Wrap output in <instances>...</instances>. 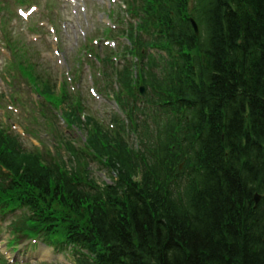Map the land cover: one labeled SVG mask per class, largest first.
<instances>
[{
    "label": "trees",
    "instance_id": "1",
    "mask_svg": "<svg viewBox=\"0 0 264 264\" xmlns=\"http://www.w3.org/2000/svg\"><path fill=\"white\" fill-rule=\"evenodd\" d=\"M154 1L133 43L155 114L138 150L106 149L114 186L86 192L0 132V208L77 264H264V0Z\"/></svg>",
    "mask_w": 264,
    "mask_h": 264
},
{
    "label": "rangeland",
    "instance_id": "2",
    "mask_svg": "<svg viewBox=\"0 0 264 264\" xmlns=\"http://www.w3.org/2000/svg\"><path fill=\"white\" fill-rule=\"evenodd\" d=\"M31 1L32 3L39 4L38 0ZM49 2H52L54 8L56 9V0H49ZM2 29L6 34V40L2 33ZM102 29V26H97L95 24V31L94 33H90L89 37L96 39ZM25 31L26 28L24 25H17L14 29H11L9 25H4L3 28L0 25V92L5 94V96H7L9 93H13L15 99L18 101V104L16 105L18 115L12 114L14 116L11 117L13 121L8 123L14 125L16 128L15 130L23 129L27 134V139L29 141H22L25 148L30 150L37 148L38 150L43 151L44 154L49 155L53 161H56L57 151H59L57 153H59L61 156H65V152L60 147L56 146V112L48 107L44 108L42 103H37V101H40L37 100V94L42 92V89H47L51 91V96L45 95L46 99L48 100V104H51L56 109V67L54 66V62H46L45 60L40 59L38 55V58L35 57V52L40 50V45H35L38 43V41H32V43H30L28 41V37L38 32H28V34L25 36L27 32ZM8 39L11 40L9 41V44L11 45L10 48L7 42ZM5 46L8 47L11 50V53L15 56H11L6 50ZM15 49H18V53H16ZM40 51H44L45 55L47 49H41ZM19 56H22L23 59H28L31 62L35 61L38 65L35 63L36 69L33 70V72H28L27 76L25 77L20 76L19 74L21 73L16 74V80H14L13 77L9 76L8 74L11 73L10 71L17 72L16 67L18 64L13 60ZM36 76L39 77L42 82L40 83V86H38L37 82L35 81L37 78ZM30 79L34 82L37 88L33 87L34 84H31ZM48 80L50 82L53 81L55 86L52 85V83L47 84ZM8 82L10 83L11 88L9 85H7ZM45 85L47 86L46 88L43 87ZM4 104H7L6 100ZM99 122L102 123L101 121ZM72 134V139L77 143V146H80L85 139L84 132L82 133L81 131L77 130V132L74 131ZM90 167L96 171L98 183H101V181H107L108 183H111V180L109 181V178H107L108 173L102 171L97 163L91 164ZM2 232L0 233L1 247H3L7 241ZM42 249H45L46 251L48 250L41 245L36 246L34 250H30L29 254H27L25 257L26 262H29V264H56L57 260L62 264L65 263V257L59 255L56 259V253H53L51 250H48L46 257H43L41 252ZM66 263L68 264L67 261Z\"/></svg>",
    "mask_w": 264,
    "mask_h": 264
},
{
    "label": "bare ground",
    "instance_id": "3",
    "mask_svg": "<svg viewBox=\"0 0 264 264\" xmlns=\"http://www.w3.org/2000/svg\"><path fill=\"white\" fill-rule=\"evenodd\" d=\"M35 239H37V238H35ZM13 241L14 242H18L19 240L16 239V238H14ZM10 244L13 245V246L15 245V243H12V242ZM48 244L51 245V246H53V247L56 246L55 243H48ZM7 245H9V243H7ZM41 252H42L43 257H46L48 251H46L45 249H42ZM0 263L3 264L2 261H0Z\"/></svg>",
    "mask_w": 264,
    "mask_h": 264
},
{
    "label": "water",
    "instance_id": "4",
    "mask_svg": "<svg viewBox=\"0 0 264 264\" xmlns=\"http://www.w3.org/2000/svg\"><path fill=\"white\" fill-rule=\"evenodd\" d=\"M193 25H195L194 23H193ZM195 29H196V27H194Z\"/></svg>",
    "mask_w": 264,
    "mask_h": 264
}]
</instances>
